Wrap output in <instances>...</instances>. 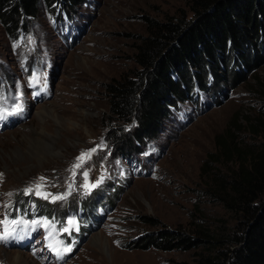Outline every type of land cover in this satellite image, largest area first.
<instances>
[{"label": "rangeland", "instance_id": "374dc122", "mask_svg": "<svg viewBox=\"0 0 264 264\" xmlns=\"http://www.w3.org/2000/svg\"><path fill=\"white\" fill-rule=\"evenodd\" d=\"M191 2L82 0L67 16L43 8L17 38L0 23V220L55 224H9L15 231L0 242V264H196L197 250L128 244L163 229L235 230L238 215L220 197L233 196L243 169H264V62L216 95L180 102L158 137L135 150L120 152L114 139L133 123L107 118V85L137 70L145 18H190ZM82 152L91 157L73 169ZM37 184L66 198L44 199ZM69 219L75 226L61 231Z\"/></svg>", "mask_w": 264, "mask_h": 264}, {"label": "trees", "instance_id": "16d2710c", "mask_svg": "<svg viewBox=\"0 0 264 264\" xmlns=\"http://www.w3.org/2000/svg\"><path fill=\"white\" fill-rule=\"evenodd\" d=\"M81 1L0 0V23L17 38L43 8L67 16ZM190 11V18H145L146 36L133 58L137 70L107 85V118L134 125L115 135L120 152L158 137L180 102L216 95L222 84L245 78L264 62V0H192ZM258 165L237 174L233 196L220 197L225 209L238 215L233 232L204 229L192 236L163 229L137 237L129 249L197 250L196 264H264V169ZM143 222L158 225L151 218Z\"/></svg>", "mask_w": 264, "mask_h": 264}, {"label": "snow or ice", "instance_id": "6c2138e0", "mask_svg": "<svg viewBox=\"0 0 264 264\" xmlns=\"http://www.w3.org/2000/svg\"><path fill=\"white\" fill-rule=\"evenodd\" d=\"M35 79V77L33 78ZM22 111V106L20 104H16L14 106V109H13V113H20ZM13 113H8V115H12ZM5 119V114L3 111H0V120H3ZM95 149H92L91 152H94ZM91 152H82L81 155L79 157H77V163L73 165V169H76V168H79L82 166L83 162L86 160V159H89L91 157ZM83 175L85 176V178H87L88 176V173L87 172H84ZM44 178L41 177V180H43ZM87 186V185H86ZM96 185L93 184L91 185V187H95ZM42 186L40 184H37L36 185V195H40L42 196V198L44 199H48L51 194L50 193H42L40 191V188ZM69 188H71V185H69ZM33 191V189L29 188V189H26L25 192L26 194L27 193H31ZM11 195V194H9ZM66 195L67 194H64V195H59V196H51V199L54 201L56 200H63L66 198ZM69 227H65V228H62L61 231L63 232H69L70 231V227L71 226H75L76 222L74 219H69L67 221ZM0 224H2L4 226L3 228V232L0 233V242H7L8 239L10 238V236H12V233L15 231L14 229H10L8 227L9 224L11 225H18V224H24V225H28V224H31L33 226H40V227H45V228H48V227H51V228H55V224H53L51 221L47 220L46 218H42V219H39V220H31V221H26V220H17V219H12V220H7V219H4V220H0ZM33 230H35V228H33ZM49 236L52 235L51 232L48 233ZM50 248L52 247L51 244L48 245ZM66 251H71V248H67L65 249Z\"/></svg>", "mask_w": 264, "mask_h": 264}, {"label": "bare ground", "instance_id": "6f19581e", "mask_svg": "<svg viewBox=\"0 0 264 264\" xmlns=\"http://www.w3.org/2000/svg\"><path fill=\"white\" fill-rule=\"evenodd\" d=\"M20 259V256L16 257V260H19Z\"/></svg>", "mask_w": 264, "mask_h": 264}]
</instances>
